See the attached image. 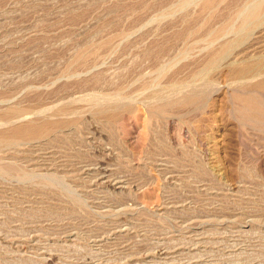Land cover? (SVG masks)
Returning <instances> with one entry per match:
<instances>
[{
  "label": "rangeland",
  "instance_id": "rangeland-1",
  "mask_svg": "<svg viewBox=\"0 0 264 264\" xmlns=\"http://www.w3.org/2000/svg\"><path fill=\"white\" fill-rule=\"evenodd\" d=\"M199 3L0 0V132L74 120L43 152L55 166L0 152L31 172L0 174V264H264V116L237 99L264 108V70L228 67L264 56V30L203 72L248 0Z\"/></svg>",
  "mask_w": 264,
  "mask_h": 264
},
{
  "label": "bare ground",
  "instance_id": "bare-ground-1",
  "mask_svg": "<svg viewBox=\"0 0 264 264\" xmlns=\"http://www.w3.org/2000/svg\"><path fill=\"white\" fill-rule=\"evenodd\" d=\"M194 1H197V2L200 1V3H199L200 4L199 13L200 14H203V15L204 14H209V15L212 14L213 15V14L217 13L218 5L221 3H224L227 0H186V4H189L190 2L194 3ZM234 1H236V3L239 4L242 0H234ZM240 10H241L240 12L238 11L239 12V14H238L239 19L238 20L240 22V25H239L238 32H237V34H238V39L236 40L237 42L236 43H233V42L226 43L216 52H213V53L211 52L212 54L209 56V58L204 63V66L202 67L203 72H210V71L218 70L220 68L219 64L221 63V61L227 59L237 47L249 43L253 34L256 33L255 32L256 30L257 31H258V29L262 30V31L264 30V0H248V4L244 7L242 6V8H240ZM196 31H197V27L189 29V31H187V32L190 34V33L196 32ZM258 34H261V32ZM238 49L239 48H237L236 51H238ZM262 55L257 56V57L250 56L249 58L246 57L248 59H246L245 61L231 60L230 62H228V67L231 68L232 73L234 74L235 77L240 78V79H243V78L245 79L246 77H252L251 82L252 81L255 82V80L259 77V74L261 72H263V70H264V56H262ZM221 68H222V64H221ZM249 81H250V79L247 82H249ZM262 83L263 82H261L260 84L264 85ZM256 85H257V83H256ZM259 88H263V87H259ZM179 97H180V95H179ZM190 97H192V96H190ZM190 97L188 99H190ZM237 99L241 102L242 112L247 113V115H249L250 117H252L254 115L255 116L257 115L259 117L264 116L263 115L264 114V108L258 100H254L252 98H241V97H238ZM182 100H184V99H182ZM169 101H170V99H169ZM187 101H189V100H187ZM182 102L183 101H181V103ZM176 103H177V101H176ZM182 104H185V103H182ZM66 108H67L66 106L59 107V108H57L56 113H58V114H60V116H62L63 114H66V111H67ZM157 108H160V107H157ZM49 112H51V110ZM19 113H20V109L14 107V108H11L10 110H7L5 115L7 117L13 118V117H16ZM29 113H30V111H29ZM37 114L40 115L41 113L37 112ZM34 115H36V114H34ZM32 116L33 115H31V117L30 116L28 117L25 115L23 117L20 116V118L16 117V119H14L12 121L10 120L11 125L9 128H7L5 130L1 129L3 131L0 132V152L2 151V149H4L3 147H15L16 148V146L29 145L30 147H32V150L30 153L27 152V153L21 154L23 159H26L29 162H36L39 159H41L45 163L54 165V163H55L54 157L49 156V155L47 156L46 153H43V152H44L47 145L54 143L56 138L63 136L62 135L63 131L61 129H65V127H67L68 125L73 123L74 120L73 119L70 120L69 118L54 119L55 116L53 118L50 116L52 119L51 118H45L42 116H38V117L33 118ZM47 116H49V115H47ZM263 119H264V117H263ZM18 120H20V121H18ZM46 152H47V150H46ZM1 156H0V162H2ZM52 171H53V169H52ZM0 174H2L4 176L19 175L22 178H25V177H28L29 175H31V172L28 171V169L24 170L22 168L17 167L16 164H9L8 163L5 165V164L1 163ZM104 179H105V177H104ZM56 180H58V179H56Z\"/></svg>",
  "mask_w": 264,
  "mask_h": 264
}]
</instances>
